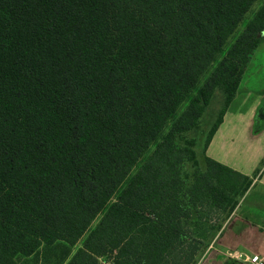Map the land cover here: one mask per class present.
Returning <instances> with one entry per match:
<instances>
[{
    "label": "trees",
    "instance_id": "trees-1",
    "mask_svg": "<svg viewBox=\"0 0 264 264\" xmlns=\"http://www.w3.org/2000/svg\"><path fill=\"white\" fill-rule=\"evenodd\" d=\"M257 1L0 0V264L81 240L66 264H196L195 210L231 214L246 177L189 136L222 90L206 152L235 99L264 2L224 47Z\"/></svg>",
    "mask_w": 264,
    "mask_h": 264
},
{
    "label": "crops",
    "instance_id": "crops-1",
    "mask_svg": "<svg viewBox=\"0 0 264 264\" xmlns=\"http://www.w3.org/2000/svg\"><path fill=\"white\" fill-rule=\"evenodd\" d=\"M232 103L206 149L205 158L252 181L250 195L254 198L244 199L235 207L230 220L220 226L207 246L204 235H196L204 242L196 264H226L229 260L247 264L241 258L252 254L264 258V165L258 168L264 157V139L261 140L264 131L255 129L258 121L260 123L258 115L253 111L245 114L234 112Z\"/></svg>",
    "mask_w": 264,
    "mask_h": 264
},
{
    "label": "rangeland",
    "instance_id": "rangeland-1",
    "mask_svg": "<svg viewBox=\"0 0 264 264\" xmlns=\"http://www.w3.org/2000/svg\"><path fill=\"white\" fill-rule=\"evenodd\" d=\"M264 0H258L250 9L246 15L244 21L240 24L236 32L229 38L227 44L224 47L225 52L230 48L235 39L243 31L246 24L254 17L257 10L260 8ZM223 58V54L218 56L217 62L205 73L200 81L199 87L203 86L206 79L210 76L211 72L217 65V63ZM196 91L192 96H195ZM237 99L232 103L231 109L235 110L241 114L251 113L253 111L256 116L260 117V123L258 121L256 130L263 132L264 131V35L261 39V43L258 48L253 52L250 61L245 69V72L242 76L241 84L238 90ZM236 94V95H237ZM225 94L222 90H218L213 98L212 105L207 109L206 114L202 119L201 129L198 132L191 133L189 138H192L196 141V146L194 150L196 151V159L199 163L201 171L205 170V152L204 147L207 140V136L216 122L221 110L224 107ZM188 103V102H187ZM187 103H185L179 110V114L185 109ZM170 125H167L163 132L160 135L162 139L169 131ZM264 137H261V140ZM155 146L151 147L149 152L143 157L141 163H144L145 160L151 155L154 151ZM264 157L262 158L258 168H263ZM138 168H135L132 172L134 175L137 172ZM264 172V168L262 173ZM194 173V166L192 163L186 162L183 166L182 174L187 179V181L192 182V174ZM131 175V176H132ZM249 179L239 180L240 190H242L239 195L234 196L237 205L242 200H248L254 198V195H250L251 186L244 190ZM128 180L125 181L122 188L126 187ZM241 184V185H240ZM233 198V195H231ZM116 200V197L113 201ZM230 212L223 213L213 209L211 206L205 205L204 207L198 208L195 210L193 217L191 219V224L194 231H196L197 236L204 235L206 246L208 243H211L218 233L219 227L230 219ZM193 219L195 221H193ZM189 221V220H188ZM99 222V218L94 221L92 228ZM188 224V222H187ZM82 240L76 243L74 246H70L67 243L60 242L52 246L42 247L34 256L29 258H19L18 264H66L70 261L72 256L75 254L78 248L82 246ZM199 258V257H198ZM99 264H111L109 257H104L100 260Z\"/></svg>",
    "mask_w": 264,
    "mask_h": 264
},
{
    "label": "built area",
    "instance_id": "built-area-1",
    "mask_svg": "<svg viewBox=\"0 0 264 264\" xmlns=\"http://www.w3.org/2000/svg\"><path fill=\"white\" fill-rule=\"evenodd\" d=\"M241 261L247 264H264V258L258 254H252L251 256H245L241 258Z\"/></svg>",
    "mask_w": 264,
    "mask_h": 264
}]
</instances>
